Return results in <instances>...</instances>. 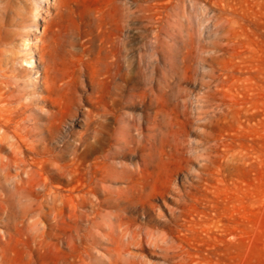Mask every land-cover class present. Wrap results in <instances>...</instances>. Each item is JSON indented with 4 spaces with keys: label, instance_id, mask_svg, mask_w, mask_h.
<instances>
[{
    "label": "rangeland",
    "instance_id": "rangeland-1",
    "mask_svg": "<svg viewBox=\"0 0 264 264\" xmlns=\"http://www.w3.org/2000/svg\"><path fill=\"white\" fill-rule=\"evenodd\" d=\"M0 25L2 114L21 111L57 174L85 138L84 166L114 174L93 193L94 252L77 264H264V0H0ZM13 140L0 151V197L15 204L0 215V264L16 247L28 264L27 237L58 242L57 212L23 198ZM132 178L142 193L125 189Z\"/></svg>",
    "mask_w": 264,
    "mask_h": 264
},
{
    "label": "bare ground",
    "instance_id": "bare-ground-1",
    "mask_svg": "<svg viewBox=\"0 0 264 264\" xmlns=\"http://www.w3.org/2000/svg\"><path fill=\"white\" fill-rule=\"evenodd\" d=\"M143 12H149L155 19L153 22H158L159 24L162 23L160 18H155V15L159 13L158 10L155 11L154 8H149L147 10L146 8L143 9ZM142 16L145 17V14L141 13L140 18H142ZM1 32L2 27L0 25V33ZM154 34L155 38L159 39L161 27H159ZM147 96H149V94ZM2 97L3 96L0 95V101ZM2 105L3 103L0 106ZM3 109L4 108L0 107V129H5L6 127L8 128L12 124H15L16 126L15 129H13L14 131L12 132V135H10L8 131L0 133V151L9 152L7 150L6 141L9 137H12L14 140L13 143L10 144L12 145L11 151L13 152V157L6 160V165H8L9 170L15 167L17 175L22 177L23 180H20V190L22 193L25 192L23 198H27L31 195L34 196L36 201L35 205H37V209L41 211V216L50 218L51 216L49 217L48 210L51 208H56L57 212V215L53 216H55V226L58 228L55 232L57 237L54 239L58 240V242L55 244L52 243L51 240L49 241L47 239H36L32 242L31 238L27 237V242L25 244L34 251L38 259V261L29 262L28 264H38L40 263L39 260L42 264L84 263L87 258H91V256H93V245L96 243L93 228L95 225H99V222L97 221L100 215L99 207L104 204V202H96L93 198V193L103 194L101 191L102 183L114 176L113 172L109 170V167H107L108 162L104 161L103 165L86 168L81 160V151L85 146L90 144L91 140L86 138L81 139V142L75 145V151L73 153L67 154L63 152V154H61L60 159L66 158L67 156H73L72 159L74 161L70 164H61L59 167L61 173H58V175L54 170L55 166L52 164L51 157L42 155L43 153L50 151L48 145L43 147L42 145L34 143V141H31V134L29 131L25 130V128H21L23 124L17 120L21 111L12 110L10 108V110H7L9 112L5 111L6 113L4 114H9V116L4 117L2 114ZM98 124L99 126L95 127V136L97 138V143L101 145L102 142L105 141H103L102 134L109 132L110 125L108 123L100 122ZM123 127L125 126H122V128ZM123 134L116 137L115 141H122ZM128 150H133V148L129 146V144L125 143V147L122 152L126 153ZM23 166L29 167L26 171L23 170L27 173L25 179L22 176L23 171L21 170ZM87 174H89L93 179L90 183L85 182V176ZM97 176H100V178H97ZM139 179L132 178L129 180V185H127L125 189L135 190L142 193L144 183ZM57 181H60L61 184L59 182L56 184ZM9 201L10 200L6 196L0 197V215L10 214L12 206L15 207V204H9ZM89 204H92V210L90 213L86 210V207H89ZM67 208L70 209V215L67 214ZM86 217H88L87 224H85ZM68 233H71V235L69 236ZM44 236L47 237L46 232ZM156 246H158V244ZM65 249H68L69 251L64 252ZM6 255L9 256V262L7 264L18 263L19 250L17 247L13 249L11 248ZM3 264L5 263L3 262Z\"/></svg>",
    "mask_w": 264,
    "mask_h": 264
}]
</instances>
